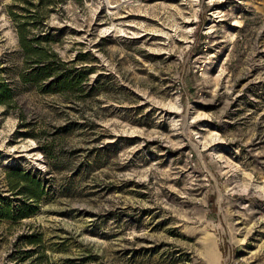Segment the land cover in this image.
Segmentation results:
<instances>
[{
	"label": "rangeland",
	"instance_id": "374dc122",
	"mask_svg": "<svg viewBox=\"0 0 264 264\" xmlns=\"http://www.w3.org/2000/svg\"><path fill=\"white\" fill-rule=\"evenodd\" d=\"M1 83L0 264H264V0H0Z\"/></svg>",
	"mask_w": 264,
	"mask_h": 264
},
{
	"label": "trees",
	"instance_id": "16d2710c",
	"mask_svg": "<svg viewBox=\"0 0 264 264\" xmlns=\"http://www.w3.org/2000/svg\"><path fill=\"white\" fill-rule=\"evenodd\" d=\"M17 1H24L25 3L29 4L31 7H35L37 9H45L48 5L53 3V0H38L37 3H34L32 0H17ZM80 2L82 0H79ZM26 10H29L28 7H23ZM10 15L13 17V19L17 22V29H18V35H19V41L22 49L27 53L30 54L32 52H35L38 54V56L45 60L42 66L38 68V71L36 70L34 72V78L36 81H41L44 77L50 76L52 72L53 65L48 61L46 58L48 56H54L58 57V53L56 51H52L50 55H48V51L44 47L40 46H33L31 44V41L27 39V31H28V25L30 19H35L34 15H23L21 17L19 14L13 9L9 11ZM33 26V25H32ZM47 38V37H46ZM58 61H61V59H57ZM73 79L70 77H67L65 79H58L57 81L52 80L48 82L47 91L50 90H56L57 87L65 85H71L73 83ZM65 84V85H64ZM11 94L9 93V89L6 84L1 83L0 84V102H6L9 98H11ZM11 176L8 178L9 186L13 189H18L19 194L24 195L27 199H32L31 202L38 201L42 195L44 194V187L41 184V180L38 179L36 176H33L31 173L28 172H22L18 171L17 168H12ZM35 205L34 203H28L23 204L20 210L19 217H28L34 212ZM14 214V211H12V208L6 207L2 210H0V217H11ZM42 241V236L38 237L37 235H28V238L26 240L27 245L36 246ZM26 253H30L31 250H25Z\"/></svg>",
	"mask_w": 264,
	"mask_h": 264
}]
</instances>
